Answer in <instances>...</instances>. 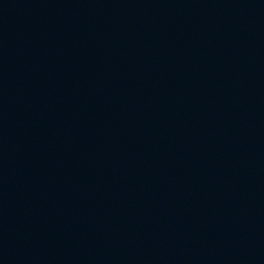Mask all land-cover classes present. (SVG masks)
Masks as SVG:
<instances>
[{
  "label": "water",
  "instance_id": "1",
  "mask_svg": "<svg viewBox=\"0 0 264 264\" xmlns=\"http://www.w3.org/2000/svg\"><path fill=\"white\" fill-rule=\"evenodd\" d=\"M0 264H236L78 65L1 2Z\"/></svg>",
  "mask_w": 264,
  "mask_h": 264
}]
</instances>
